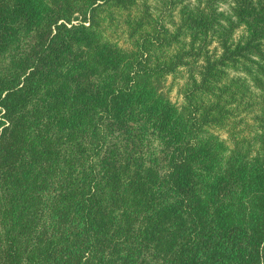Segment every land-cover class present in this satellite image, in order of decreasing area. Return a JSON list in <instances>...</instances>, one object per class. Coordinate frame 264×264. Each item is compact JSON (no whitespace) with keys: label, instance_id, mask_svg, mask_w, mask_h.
Segmentation results:
<instances>
[{"label":"trees","instance_id":"16d2710c","mask_svg":"<svg viewBox=\"0 0 264 264\" xmlns=\"http://www.w3.org/2000/svg\"><path fill=\"white\" fill-rule=\"evenodd\" d=\"M0 264H264V0H0Z\"/></svg>","mask_w":264,"mask_h":264},{"label":"rangeland","instance_id":"374dc122","mask_svg":"<svg viewBox=\"0 0 264 264\" xmlns=\"http://www.w3.org/2000/svg\"><path fill=\"white\" fill-rule=\"evenodd\" d=\"M169 89V84H165L164 85V90H168ZM169 95L171 96V98L173 99V101L175 102H181V98L180 95L177 93V87H173L172 90L169 92Z\"/></svg>","mask_w":264,"mask_h":264}]
</instances>
